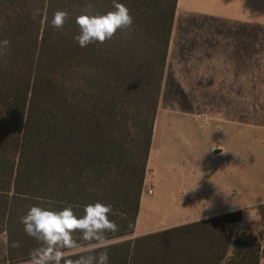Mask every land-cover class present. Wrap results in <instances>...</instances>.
Here are the masks:
<instances>
[{"label":"trees","instance_id":"1","mask_svg":"<svg viewBox=\"0 0 264 264\" xmlns=\"http://www.w3.org/2000/svg\"><path fill=\"white\" fill-rule=\"evenodd\" d=\"M117 2L132 28L80 47L76 17L89 3L93 14L113 11V0H0V41L10 42L0 55L4 264L28 262L40 246L21 223L30 207L71 206L79 217L98 201L118 225L106 233L109 264H260L264 231L239 239L227 229L241 211L121 240L140 213L178 0ZM57 10L69 13L61 29L51 25Z\"/></svg>","mask_w":264,"mask_h":264},{"label":"crops","instance_id":"2","mask_svg":"<svg viewBox=\"0 0 264 264\" xmlns=\"http://www.w3.org/2000/svg\"><path fill=\"white\" fill-rule=\"evenodd\" d=\"M173 81L187 101L236 99L237 84H264V0H178L164 91ZM202 108L192 104L187 111L220 115ZM214 121L154 128L144 188L154 193L142 195L131 239L242 211L240 202H253L251 183L238 198L234 140Z\"/></svg>","mask_w":264,"mask_h":264},{"label":"clouds","instance_id":"3","mask_svg":"<svg viewBox=\"0 0 264 264\" xmlns=\"http://www.w3.org/2000/svg\"><path fill=\"white\" fill-rule=\"evenodd\" d=\"M89 3L85 11L76 17L80 32L74 39L80 47L111 40L118 30H130L133 17L122 3L113 0V11L105 14L92 12ZM69 13L57 10L51 20L55 29L63 28ZM7 39L0 41V55H4L9 46ZM242 206H245L240 202ZM84 214L77 216L72 207L55 211L32 206L21 217L25 233L39 242L37 248L30 252L28 264H109L106 233L118 231V225L109 219L111 205L101 202L88 204ZM79 233V237L74 234ZM79 241L87 242L85 248ZM13 247H19L14 242ZM70 252L78 253L75 259L66 258Z\"/></svg>","mask_w":264,"mask_h":264},{"label":"rangeland","instance_id":"4","mask_svg":"<svg viewBox=\"0 0 264 264\" xmlns=\"http://www.w3.org/2000/svg\"><path fill=\"white\" fill-rule=\"evenodd\" d=\"M236 87V99L187 101L181 99L180 83L170 82L167 90H162L154 128L176 124L183 117L186 118L180 123L187 124L192 119L194 122L198 120L202 124H208L213 118L216 124L225 128L227 139L234 140L238 198L244 192V187L248 192L250 183L254 197L253 202L245 204V209L241 211L242 221L230 231L234 238L249 239L259 236L264 231V84H237ZM192 104L194 107L199 104L203 110L208 107L215 108L220 115L213 117L191 115L187 110H191ZM127 239L131 237L121 240ZM6 255L7 239L6 236H2L0 264L5 263ZM18 264H28V262ZM260 264H264V256Z\"/></svg>","mask_w":264,"mask_h":264},{"label":"built area","instance_id":"5","mask_svg":"<svg viewBox=\"0 0 264 264\" xmlns=\"http://www.w3.org/2000/svg\"><path fill=\"white\" fill-rule=\"evenodd\" d=\"M153 193H154L153 189L145 190L143 192V194H147V195H153Z\"/></svg>","mask_w":264,"mask_h":264}]
</instances>
